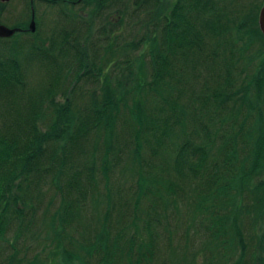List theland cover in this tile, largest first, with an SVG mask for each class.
<instances>
[{"label":"trees","instance_id":"obj_1","mask_svg":"<svg viewBox=\"0 0 264 264\" xmlns=\"http://www.w3.org/2000/svg\"><path fill=\"white\" fill-rule=\"evenodd\" d=\"M262 3L139 0L132 23L138 35L116 47V36H110L102 47L93 45L89 58L86 42L70 40L69 30L56 32L41 46L28 44L44 56L49 96L62 84L65 69L66 77L72 73L78 82L86 77L99 83L87 100L76 104L61 89L67 106L49 98L45 110L32 97L24 117L11 121V128L0 127V241L10 249L5 264H149L153 228L167 227L160 216L179 197L186 201L187 226L199 219V253L204 257L199 264H264V35L257 22ZM12 46L17 56L18 48ZM136 47L138 52L128 57ZM117 53L125 54L127 73L115 77L105 70ZM197 65L200 73L195 72ZM21 67L16 57L0 58V93L8 85L25 84ZM201 67L212 83L186 89ZM36 95L40 99L37 90ZM82 95H77L80 100ZM45 118L48 123L42 128L39 122ZM120 120L126 159L115 137ZM90 134L96 144L85 151L81 144ZM76 145L87 156L80 170L67 162ZM54 168L51 182L61 201L52 209L46 203L42 219L34 222L37 208L32 203L41 194L31 193V187L45 185ZM96 169L107 185L104 195L94 194ZM120 169L130 175L127 190L119 183L116 190L108 185L111 170ZM185 185L190 188L187 195ZM121 191H128L124 199ZM97 210L100 224L90 230L84 212L90 211L94 219ZM10 227L14 229L7 236ZM24 253L31 257L25 259ZM174 256V264H181ZM184 260L194 262L187 256Z\"/></svg>","mask_w":264,"mask_h":264},{"label":"rangeland","instance_id":"obj_2","mask_svg":"<svg viewBox=\"0 0 264 264\" xmlns=\"http://www.w3.org/2000/svg\"><path fill=\"white\" fill-rule=\"evenodd\" d=\"M54 1V2H52ZM74 0H7L2 1L0 0V22L8 27H15V25L25 23V27H28L29 18L28 10L29 6H31V11H34V20H35V27L36 29L32 32L33 35L30 34L29 30L27 32H17L16 35H12L10 37H0V58H17V61L22 66V76L25 80V84L22 87H17L15 85H8L6 88V92L0 93V127L7 128L11 121H15L17 117H24L26 110L30 108L29 101L35 99L37 102L40 103V107L42 106L45 110L48 107V99L53 98L51 103L54 104H63V106H67V98L61 92V89H67V95L70 98L71 102L76 104V102H81L83 100L88 99V92H90L99 81H94L93 78H86L83 77L78 80L71 74L66 77V69L61 73V85L60 87L54 89L53 94L49 96V92H46V88L49 84L46 85L45 79H48L47 72L45 69V64L41 63L44 61V56L39 51L36 52L35 46L29 45H39L41 46L43 40H47L48 37L52 38L55 37L56 32L61 30H69L68 38L70 40H74L75 43H82L86 42L85 45L88 47L86 51V55L92 57V52L94 51L93 45L98 44L99 46H103L104 42L111 36L115 35L116 39L114 40L115 47L118 46L124 39H129L134 35H138L137 26H133V20L136 19V13L133 12L134 8L137 7L139 0H80L79 2H72ZM253 2L264 0H249ZM3 4L5 5L4 8ZM140 11L142 10V6L139 7ZM140 17L143 14L142 12L139 13ZM73 17V18H72ZM143 17V15H142ZM75 25V26H73ZM113 28V29H112ZM135 30V31H134ZM29 31V32H28ZM105 31V32H104ZM110 31H113L110 33ZM136 32V33H135ZM87 33V34H86ZM105 33V34H104ZM134 38V37H133ZM122 39V40H121ZM29 44V45H28ZM50 44V41L46 42V45ZM12 45L16 46L18 49L15 50L17 52V56L13 55L14 52L12 49ZM113 45V46H114ZM28 48H27V47ZM256 47L252 48V51H255ZM139 48L136 47L134 49L129 50L128 57L132 58L137 52ZM88 52V54H87ZM35 54V55H34ZM118 56L117 63H113L115 58ZM121 53H117L116 56L112 57L111 62L107 66L108 68L105 72H109L110 75L121 76L123 73H127V70L124 68V56H121ZM6 60V59H3ZM258 61V57L256 60ZM45 62V61H44ZM105 61H103L104 64ZM124 62V63H123ZM71 65V64H70ZM134 70L137 68V63L134 62L131 66ZM199 66H196L195 72H199ZM71 72V71H70ZM200 73V72H199ZM63 76H65L63 79ZM190 78V77H189ZM77 81V83L74 82ZM123 80V78H122ZM189 83L187 87L196 89L195 84H211L212 79L209 78L208 74L206 73V69L201 67V74L197 78H190L187 80ZM185 89V88H184ZM41 94L40 99L38 96H34L36 93ZM10 91L9 93H7ZM82 95L81 100L79 99V95ZM78 95V96H77ZM32 97H35L32 99ZM14 100L15 102H12ZM182 101H186V99H182ZM147 102V101H146ZM130 103V100H129ZM29 105V106H28ZM72 106V105H71ZM262 108L264 109V102L262 103ZM46 112V111H45ZM49 117V116H48ZM48 123V119H41L39 125L42 128H45ZM10 127V126H9ZM8 127V128H9ZM216 126H213L214 128ZM11 128V127H10ZM124 130L123 125L117 122L115 128V134L118 140L116 141L118 148L123 152L122 159H126L128 148L124 147L125 143L124 140L126 139L122 135V131ZM189 129H187L188 131ZM94 134H90L88 139L81 144L85 151H88L92 148L95 141ZM198 139V138H197ZM104 145H101V147ZM216 146L213 148V153L216 152ZM67 162L68 164H72L74 169L80 170L81 167L84 168L85 163L83 164V160H86L87 156L83 153H80L78 150V146H74L71 148L70 152H68ZM97 149H96V156H97ZM148 157V153L146 154ZM91 157V156H90ZM150 157V155H149ZM97 159V166L98 163V156ZM154 161V158L152 159ZM88 164V163H87ZM117 168V167H116ZM124 171V170H123ZM56 169L50 171V174H47L46 181H43L45 185H41L40 188L35 189L34 186L31 187V193L35 195H40V200H36L34 197V203H32L36 208V217L32 221H36L42 219V210L46 208V203H51L50 208H54L58 203L61 201V197L57 192L58 189L56 186H52L53 183L51 182L52 177L55 175ZM87 172V171H86ZM121 169L119 171H112L109 173V183L111 189L116 190L119 186L123 187L125 190L128 189L129 184L131 183L130 175L126 173H121ZM97 184L95 186V193L94 194H106L107 192V185L105 184L104 177L99 169L95 171ZM83 181L86 182V174L83 173L82 176ZM66 180V176L63 175L61 178L60 184L63 186ZM48 181L51 182V185L47 184ZM182 183V182H180ZM194 184V183H193ZM195 185V184H194ZM122 192V199L125 198V195L128 194L124 191ZM185 192L186 195L190 192V188L185 185ZM56 194V196H55ZM23 195V194H22ZM55 196V201L53 198ZM113 197V196H112ZM127 197V196H126ZM116 198V196H115ZM189 198V197H188ZM114 199V198H113ZM174 203V206H170L166 209L165 213L166 216H160V220L167 224L169 228V233L163 229V227L167 228L165 224H157L153 228V239H154V246H153V257L149 264H153L156 260L157 264H174L175 254L180 260L181 264H185L187 261L184 260L185 256L188 258L194 259L193 264H199L204 262V257L199 253V250L202 243L201 233L199 234L196 230V225H198L199 219L196 218L193 226H187L189 222L186 212V201L184 199L178 198ZM104 201V199L102 198ZM101 200V201H102ZM104 203V202H103ZM89 204V203H88ZM101 205V203H99ZM93 208L95 206L92 205ZM125 207V206H124ZM161 208V206H159ZM91 209V208H90ZM93 210V209H92ZM95 210V209H94ZM123 210V207H122ZM127 210V213L129 210ZM101 212L97 210V214L93 211V216L97 215L96 218L92 219L91 212L85 211L84 212V219L88 220V229H94L95 224L98 225L100 222L98 221L99 215ZM144 218H146L145 214H143ZM92 219V220H91ZM126 220V216H124L123 221ZM198 220V221H197ZM142 223V222H141ZM34 228V224L31 225ZM13 227H10L7 236H9L12 232ZM38 230V229H37ZM41 230V228H40ZM244 233L247 234L249 231L247 228L243 229ZM146 238L145 232L143 233ZM171 236L170 242L172 243L171 247L167 246L168 237ZM146 240V239H143ZM204 241V239H203ZM24 243H30L31 246L34 245V241L30 239H25ZM166 245V247H165ZM6 243L0 241V264H5V258L9 256L10 249H6ZM8 248V247H7ZM238 255V248L235 250L234 257ZM24 257L30 258V253H24ZM42 257V256H41ZM195 257V258H194ZM24 259V260H25ZM191 260V259H190ZM179 263L178 260H176ZM144 264V263H140ZM180 264V263H179ZM204 264V263H203Z\"/></svg>","mask_w":264,"mask_h":264},{"label":"water","instance_id":"obj_3","mask_svg":"<svg viewBox=\"0 0 264 264\" xmlns=\"http://www.w3.org/2000/svg\"><path fill=\"white\" fill-rule=\"evenodd\" d=\"M7 1V0H2ZM258 26L262 34L264 35V1L259 9L258 12V18H257ZM36 29L35 27V20H34V11L32 9L31 11V19L28 24L27 30L34 31ZM21 30L19 27H8L0 22V37H10L12 36L16 31Z\"/></svg>","mask_w":264,"mask_h":264},{"label":"bare ground","instance_id":"obj_4","mask_svg":"<svg viewBox=\"0 0 264 264\" xmlns=\"http://www.w3.org/2000/svg\"><path fill=\"white\" fill-rule=\"evenodd\" d=\"M19 28H20V27H19ZM16 32H27V31H26V29H25V30H23V28H21V30H19V31H16ZM13 35H15V33H14Z\"/></svg>","mask_w":264,"mask_h":264},{"label":"flooded vegetation","instance_id":"obj_5","mask_svg":"<svg viewBox=\"0 0 264 264\" xmlns=\"http://www.w3.org/2000/svg\"><path fill=\"white\" fill-rule=\"evenodd\" d=\"M80 0H74V1H72V2H79ZM26 29V27H23V30H25ZM27 31V30H26Z\"/></svg>","mask_w":264,"mask_h":264}]
</instances>
